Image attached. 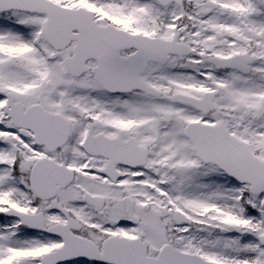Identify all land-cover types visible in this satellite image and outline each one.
<instances>
[{"label": "snow or ice", "instance_id": "snow-or-ice-1", "mask_svg": "<svg viewBox=\"0 0 264 264\" xmlns=\"http://www.w3.org/2000/svg\"><path fill=\"white\" fill-rule=\"evenodd\" d=\"M0 264H264V0H0Z\"/></svg>", "mask_w": 264, "mask_h": 264}]
</instances>
